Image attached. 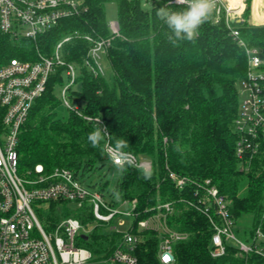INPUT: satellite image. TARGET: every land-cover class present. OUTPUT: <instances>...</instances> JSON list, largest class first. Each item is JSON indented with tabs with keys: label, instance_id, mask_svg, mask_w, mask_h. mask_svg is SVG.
Masks as SVG:
<instances>
[{
	"label": "trees",
	"instance_id": "trees-1",
	"mask_svg": "<svg viewBox=\"0 0 264 264\" xmlns=\"http://www.w3.org/2000/svg\"><path fill=\"white\" fill-rule=\"evenodd\" d=\"M108 1L118 4L121 32L109 48L110 70L105 77L95 78L81 68L79 88L71 91V98L80 100L83 114L104 121L112 145L116 139L127 140L125 151L150 161L152 169L145 171L126 164L111 186L106 179L108 171L102 173L111 164L104 150L105 141L93 148L87 138L98 129L69 111L65 119L58 116L61 101L56 91L64 82L62 69H58L22 126L20 173L37 166L48 173L64 168L113 207L122 201L133 207L136 202L132 232L142 239L135 251L137 264H161L158 234L138 231V222L156 214L159 204L172 207L167 216L169 228L188 235L187 240L174 244L172 264H263L256 254L239 256L234 247H227L221 258L211 257L213 229L200 201L198 185L210 180L229 203L238 227L244 224V232L238 228L239 235L243 233L248 241L257 226L262 224L264 230V153L245 172L235 152L234 121L248 60L223 19L215 24L211 13L193 40H175L157 10L166 7L183 11L187 7L166 0L150 9L143 8L138 0H88L86 13L62 20L36 40L15 42L0 32V68L14 58L34 60L37 52L50 55L59 40L75 31L109 37L105 11ZM246 5L243 22L237 25L240 38L264 50V25L251 23V0H246ZM87 49L84 41L75 42L65 53L67 61L81 65ZM170 172L191 182L180 190L169 178ZM96 174L99 182H90ZM69 206L64 201L49 203L40 213L43 227L50 230L68 216L78 218L87 228L95 224L90 205L74 212ZM121 238L106 225L96 224L81 245L97 259L108 258Z\"/></svg>",
	"mask_w": 264,
	"mask_h": 264
},
{
	"label": "built area",
	"instance_id": "built-area-1",
	"mask_svg": "<svg viewBox=\"0 0 264 264\" xmlns=\"http://www.w3.org/2000/svg\"><path fill=\"white\" fill-rule=\"evenodd\" d=\"M138 1L144 4L145 9H150L156 2L164 0ZM166 1L187 7L186 0ZM87 2L88 0H0V32L10 36L15 42L36 40L40 35L55 29L62 20L86 13ZM242 4L241 10L233 9L230 1L215 0L212 14L215 24H219L222 19L225 21L231 36L247 55V74L240 84L243 99L234 121V132L239 165L243 171L249 172L254 159L264 153V50L251 47L240 38L237 25L243 22L246 0H242ZM258 9L263 14L264 3ZM251 22L256 26L264 25L257 23L254 15ZM107 27L109 37L75 31L59 40L50 55L37 52L34 60L14 58L0 68V264H89L91 261L95 264H137L135 251L142 240L139 233L132 232L133 226L126 233L118 229L124 224V217L133 220L136 218L133 213L136 202H133V207H130L128 201H122L113 207L109 200L98 191L91 190L68 169L56 168L48 173L42 166H37L23 174L19 170L18 146L22 126L26 123L32 106L46 92L50 77L58 69H62L64 81L58 86L60 93L57 97L61 105L109 136L104 121L100 117L83 114L80 100L71 98V91L79 88L81 68L95 78L107 75L106 62L111 42L121 37L118 21L108 22ZM78 41L88 44L81 65L69 62L66 58V54ZM110 146L109 136L104 144L106 154ZM108 160L113 164L109 157ZM126 164L145 171L152 169L150 161L137 158L131 153L124 165ZM169 178L180 190L191 182L174 172H170ZM199 187L202 195L200 201L205 205L202 212L213 229L211 257L221 258L226 255L227 247H234L239 256L256 254L264 262L263 225L255 228L248 241L242 240L229 203L219 190L210 180L199 184ZM63 201L75 205L76 209L89 203L95 220L93 227L103 224L109 227L110 232L122 235L108 258L97 259L89 249L81 245V240L88 238L93 227H85L74 216L62 219L50 230L43 227L33 206ZM170 213V204H159L156 214L138 222L139 232L151 230L158 234L161 264H172L175 260L174 244L188 238L186 233L169 228L167 216ZM118 216L122 218L114 224Z\"/></svg>",
	"mask_w": 264,
	"mask_h": 264
},
{
	"label": "clouds",
	"instance_id": "clouds-1",
	"mask_svg": "<svg viewBox=\"0 0 264 264\" xmlns=\"http://www.w3.org/2000/svg\"><path fill=\"white\" fill-rule=\"evenodd\" d=\"M187 8L183 11H170L166 7L157 10V16L171 29L175 40H193L198 34L199 27L206 22L215 6V0H186ZM172 39V37H169ZM173 40V43H175ZM108 135L100 130L88 134V141L93 148L100 147L101 141H106ZM129 147L127 140L119 138L110 146L107 155L113 166L118 170L128 161L130 153L125 149ZM149 177L146 175L145 179Z\"/></svg>",
	"mask_w": 264,
	"mask_h": 264
},
{
	"label": "rangeland",
	"instance_id": "rangeland-1",
	"mask_svg": "<svg viewBox=\"0 0 264 264\" xmlns=\"http://www.w3.org/2000/svg\"><path fill=\"white\" fill-rule=\"evenodd\" d=\"M253 5H254V0H251L250 21L253 20V15H254V20L256 22L263 23L264 22V13L262 14L261 12H258V10L256 9L255 10V14H253V12H254L252 10ZM142 7L145 8L144 4L142 5ZM105 11H106V19H107L108 22H117L118 21V19H119V8H118V4L115 1H108V2H106L105 3ZM106 68L108 70L107 72H109L110 67L108 65V62H106ZM59 93H60V89L56 91L57 96H58ZM239 95H240V101H241L243 99V91H242V88L241 87H239ZM75 104H76V102H75ZM56 111L58 113V116L60 118H62V119H65L67 117V115H68L67 114L68 113V110L65 107H63L62 105ZM106 156H107V154H106ZM137 158H139V157H137ZM106 171H108L106 179L111 182V186H114L115 183H116V181L120 178V170H118L115 166H113V164H108V166L102 171V173H105ZM90 182H93V183L99 182V175L98 174L93 175L90 178ZM85 204L87 206H89V203L86 202ZM47 206H48V204H38V205L35 204L33 206L34 207V210H35V212H36V214H37V216H38V218H39L40 221H41V219H40V213L42 211L46 210ZM69 208H70V211H73V212H74V210H76V206L75 205H72V204H70ZM121 218H122V216H118L115 219L114 224L115 223L117 224V222ZM123 219H124V224L122 226H120L118 229H119L120 232L126 233L133 226L134 220L132 218H129V217H124ZM92 227H93V225H90L89 229H91ZM239 227H240V230L242 232H244V227H245L244 224H240ZM242 235H243V233L241 235H239V236L242 238V240L246 241V237L244 235L243 236ZM140 238H141V236H140ZM158 240H160L159 237H158ZM89 264H95V263H93L91 261Z\"/></svg>",
	"mask_w": 264,
	"mask_h": 264
},
{
	"label": "crops",
	"instance_id": "crops-1",
	"mask_svg": "<svg viewBox=\"0 0 264 264\" xmlns=\"http://www.w3.org/2000/svg\"><path fill=\"white\" fill-rule=\"evenodd\" d=\"M230 1V5L233 9H242V0H228ZM263 0H254V8H253V11H254V14H255V10H259L258 7L259 5H263ZM259 12V11H258ZM257 23H261V22H257ZM264 23V22H263Z\"/></svg>",
	"mask_w": 264,
	"mask_h": 264
}]
</instances>
